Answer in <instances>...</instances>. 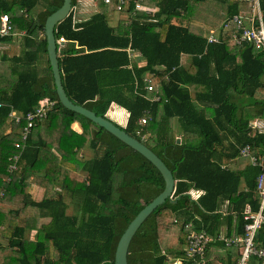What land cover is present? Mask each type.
<instances>
[{
    "label": "trees",
    "instance_id": "16d2710c",
    "mask_svg": "<svg viewBox=\"0 0 264 264\" xmlns=\"http://www.w3.org/2000/svg\"><path fill=\"white\" fill-rule=\"evenodd\" d=\"M97 2L99 10L89 18L74 22L72 10L55 27L56 38L68 40L58 49L65 91L98 115L106 116L113 102L126 108L129 119L123 128L156 152L177 180L173 196L133 236L128 264L177 259L195 264L185 254L186 222L215 239L224 224L228 236L242 235L247 205L254 212L261 207L257 178L264 167L240 155V149L250 145L252 154L264 157V128L252 123L264 118V50L237 43L233 34L240 30L223 28L226 19L240 12L239 0H142L158 7L153 13L135 10L133 1L121 10L131 20L116 26L107 15L115 1ZM38 3L42 8L33 14ZM62 3L0 0V15L8 13L15 31H26L27 45L12 58L10 71L0 70V100L6 103L0 106V264H115L121 235L165 187L162 173L144 155L59 100L45 21ZM76 4L72 0V7ZM212 8L219 11L214 26L220 42L208 43L202 27L172 22L194 19L191 9H198L197 17ZM261 9L264 22V0ZM127 48L139 51L145 64H132ZM182 54L191 55L190 67L181 64ZM146 73L155 74L154 90L145 88ZM192 86L197 87L194 95ZM45 98L55 105L23 139L27 113ZM12 108L22 115L19 122L8 117ZM147 114L148 122L140 125ZM175 118L185 134L180 143L172 129ZM75 119L84 124L83 132L72 129ZM86 146L93 156L82 159L79 153ZM19 152L18 169L10 172L11 158ZM225 160L232 162L224 165ZM80 169L86 172L83 178ZM33 179L43 189L39 200L31 193ZM192 188L203 190L196 200ZM70 204L74 208L68 213ZM43 217L51 220L42 223ZM255 240L264 245V227Z\"/></svg>",
    "mask_w": 264,
    "mask_h": 264
},
{
    "label": "built area",
    "instance_id": "2783aa9c",
    "mask_svg": "<svg viewBox=\"0 0 264 264\" xmlns=\"http://www.w3.org/2000/svg\"><path fill=\"white\" fill-rule=\"evenodd\" d=\"M96 2L98 0H95ZM115 1V8L121 11L127 7L130 2L135 3V10H144L147 13H153L157 9H152L146 6L142 0H104L105 3L113 4ZM249 4V10L247 12H239L233 16L226 19L223 24L224 29L236 28L240 30L241 33L235 32L233 38L237 43H242L247 41L253 43L255 47L259 50H264V22L262 17L261 0H246ZM15 28L12 24L11 17L8 13H3L0 15V37L13 36L15 35ZM59 43H62L66 39L60 37L57 39ZM208 43L220 42L219 33L217 30H212L207 36ZM145 88L148 90H154V84L151 79L145 80ZM159 99L155 96L153 100ZM3 101L0 100V106L5 105ZM55 105V100H50L48 98L42 99L39 102V106L36 110L30 111L26 115L27 123L22 130V138L26 139L29 132L33 127H36L41 121L47 118L49 111ZM10 119L19 122L22 115L16 110L11 109L8 115ZM149 116L144 115L140 118V125H144L148 122ZM254 126H258L263 129L260 124L255 123ZM140 133V132H139ZM144 139L147 138V134H142ZM17 147L22 145L17 142ZM240 155L249 157L253 164H258L264 167V157L252 154L251 146L246 145L240 149ZM20 157V152L14 154L11 158L13 161L9 166V171L14 172L18 169L17 161ZM10 180V178H9ZM257 190L261 195V207L258 211L254 212L251 210L250 206H247L244 210L245 233L242 235L233 236H219L218 239L222 240L226 247H235L238 249V257L233 264H249L252 259H254L257 264H264V245L259 244L255 240L256 233L259 228L264 227V169L257 178ZM193 199H198L202 194L203 190L191 189L189 191ZM4 195V192H1ZM185 229L188 231L187 242L185 245V254L188 259H191L195 264H211V259L208 256V249L210 244L214 240L205 229L197 230L192 222H186L184 224ZM183 264L184 262L180 260Z\"/></svg>",
    "mask_w": 264,
    "mask_h": 264
},
{
    "label": "crops",
    "instance_id": "0c3cea01",
    "mask_svg": "<svg viewBox=\"0 0 264 264\" xmlns=\"http://www.w3.org/2000/svg\"><path fill=\"white\" fill-rule=\"evenodd\" d=\"M145 1V0H144ZM241 3L239 5V11L240 12H247L249 10V5L245 0H239ZM190 2L193 4V0H190ZM98 2H96L95 0H77V4L72 7V10L74 11V22H80L82 20H85L87 18H89L91 15H93L94 13L98 12ZM146 6L152 8V9H158V7H155L154 5H148V3H144ZM41 4L38 3V5L36 6V8L34 9L33 14H35L36 12L41 10ZM213 12L209 14H205L203 16V14L198 15L199 18L196 17V13L198 12V9L193 11V9L190 10V12L195 13V18L194 19H188V18H184V17H177L173 19V23L175 24H179V25H187V24H194L197 26V29L199 30L198 27H202L205 32L208 31L206 33L209 34V30H218V27L215 25L214 26V21L215 18L217 16H219V11L218 8L211 9ZM111 14L108 13V18H109V22L111 25L116 26L118 25L123 19H121V14H119L122 11H118V10H113L112 8ZM216 11V12H215ZM118 13V15L116 14ZM201 13V12H200ZM33 14H31L33 16ZM27 16V14H25ZM30 15V16H31ZM115 15V16H114ZM117 15V16H116ZM111 16V18H110ZM203 18V19H202ZM204 20V21H202ZM125 23V22H124ZM127 24V23H125ZM20 30V29H18ZM21 36L19 38H15V36ZM26 35V31L23 30V32H21V34L19 35L17 33L16 30V34L12 36V38L8 41H3L0 39V54L1 56H7V58L5 59V61L3 60V56H0V70L3 71V73L5 72V68L8 67L9 71L11 69L12 63L11 60L12 58H15L16 56H19L20 54H22L23 50L26 49V41L24 39V36ZM38 38H40L42 36V33L39 31L37 33ZM66 43H68V40L66 39L65 41L62 42V44H60V46H64ZM78 46V45H77ZM79 47V46H78ZM18 49V50H17ZM129 55L131 57L132 60V64H137L138 66H142L145 64V59L142 56V54L137 51V50H133L131 48H127ZM60 55V53H59ZM191 55L189 54H182L181 56V64L184 67H190L191 65ZM6 63V65H5ZM153 73H146L144 76V81L146 79H151L153 77ZM192 93L194 95V93L197 90V87L192 86ZM210 111V110H209ZM106 116H108L111 120H113L114 122H116L117 124L125 127L127 125L128 119H129V112L126 108L118 105L117 103L113 102L110 106V108L107 111ZM253 125L255 123L260 124V126H262L264 128V118H256L252 121ZM84 124L81 122V120L79 119H75L74 122L72 123V129L74 131H76L77 133H81L84 130ZM11 126L7 123L6 126V132H10L11 130ZM172 129L173 132L176 134L177 139H180V142H182V138H185V134L182 132L181 128H180V124L178 122V120L175 118L172 120ZM149 134H147V138H148ZM178 142V143H180ZM90 150L92 151V148L90 146H86L85 149L81 150L79 153V157L82 159H89L93 156V152H90ZM230 161H224V165L229 164ZM79 176H86V172L81 170L78 172ZM177 182V180H176ZM57 189H60V184L57 185ZM244 187V186H242ZM192 189H196V188H192ZM201 190V189H199ZM31 193L36 197V199H41L43 196V189L41 187H39L34 179L31 180ZM1 204V203H0ZM72 205V204H71ZM73 206V205H72ZM248 206V205H247ZM222 210L224 212H226V208H227V203H225L222 206ZM74 208V206H73ZM73 211V210H72ZM51 220L50 217H43L40 221L42 223H48ZM31 232V231H30ZM36 232L34 231L32 233V238H36ZM228 232V227L227 225H222L221 227V231L219 236L225 237L228 236L227 235ZM218 236V237H219ZM218 239V238H217ZM217 239L214 238V240L212 241V243L210 244V247L208 249V256L211 259V264H228L229 262H233L237 259V255L238 252L232 248H228L225 246V244L223 243H219L220 241L223 242L222 240L218 239V242L216 241ZM185 248V246H184ZM178 260V261H177ZM175 260L174 264H182L180 262L179 259ZM256 262V261H255ZM184 264V263H183ZM257 264V262L255 263Z\"/></svg>",
    "mask_w": 264,
    "mask_h": 264
},
{
    "label": "water",
    "instance_id": "95a60500",
    "mask_svg": "<svg viewBox=\"0 0 264 264\" xmlns=\"http://www.w3.org/2000/svg\"><path fill=\"white\" fill-rule=\"evenodd\" d=\"M72 11V0H63L62 5L53 13H51L45 21V37L47 41V52L52 68L54 77V83L56 91L58 93L59 100L61 103L79 113L83 116L91 119L95 124L104 127L106 130L111 132L117 138L122 140L124 143L131 146L133 149L140 152L148 160H150L162 173L165 180L164 189L134 217L129 223L124 233L121 235L116 251H115V264H128V253L130 243L133 236L143 224L145 219L161 204H163L168 198H171L174 194L176 187V179L173 172L169 169L166 163L162 160L156 152H154L146 143L142 140L130 135L123 126L117 124L111 120L108 116H102L96 114L93 110L74 103L67 95L63 82L59 63V43L56 34L55 27L58 23L63 21ZM180 142V139H177Z\"/></svg>",
    "mask_w": 264,
    "mask_h": 264
},
{
    "label": "rangeland",
    "instance_id": "374dc122",
    "mask_svg": "<svg viewBox=\"0 0 264 264\" xmlns=\"http://www.w3.org/2000/svg\"><path fill=\"white\" fill-rule=\"evenodd\" d=\"M110 6H112L113 10H114V9L117 10V9L115 8L114 5H110ZM111 12H113L112 9H111L110 7H107V14H108V13L111 14ZM116 14L118 15V13H116ZM119 14H121V19H123V20H122L123 22L127 23V22H129V21L131 20V17H130L128 14L126 15V14H124V12H120ZM117 15H116V16H117ZM114 16H115V15H114ZM110 18H111V16H110ZM211 31H212V29L209 30V32H211ZM15 32H16V31H15ZM21 32H23V29L17 30V33H18L19 35L21 34ZM203 32H204V33H207L208 31L205 32V30L203 29ZM206 36H208V34H207ZM19 37H21V36H18V35L15 36L16 39L19 38ZM17 50H18V49H17ZM5 65H6V63H5ZM42 65H43L44 67L47 65V63H46V59H44V58H43V61H42ZM5 69H7V67H6ZM90 152H93V151L90 150ZM80 178H83V177L80 176ZM68 199H70V198H68ZM69 202H70V201H69ZM16 206H17V205H16ZM72 210H73V206L70 204V205H69V208H68V213H71ZM1 242L6 243L7 240L2 238V239H1ZM232 249H234V250H236V251L238 252V249H237V248L232 247ZM238 255H239V254H238ZM238 255H237V256H238ZM177 261H178V260H177ZM255 263H256L255 260L252 259V260L250 261L249 264H255ZM168 264H174V263H173V260H172V261H169Z\"/></svg>",
    "mask_w": 264,
    "mask_h": 264
}]
</instances>
